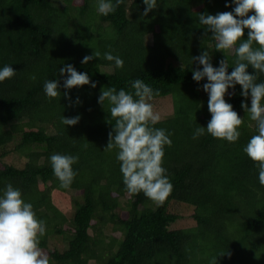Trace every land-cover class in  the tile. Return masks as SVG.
<instances>
[{
	"label": "trees",
	"instance_id": "trees-1",
	"mask_svg": "<svg viewBox=\"0 0 264 264\" xmlns=\"http://www.w3.org/2000/svg\"><path fill=\"white\" fill-rule=\"evenodd\" d=\"M97 4L0 0V69L10 65L16 71L0 82V195L11 184L46 222L39 247L50 264H214V258L216 264H264V186L256 164L243 152L258 134L241 108L242 101L250 107V96H241L236 85L224 97L243 119L238 141L207 133L193 139L211 114L203 90L207 78L192 79L193 70L202 66L191 58L207 51L213 67L227 59L229 74L236 60L234 49L216 50L199 14L231 12L235 4L157 0L146 16L143 0H123L107 16L97 11ZM247 33L245 29L242 40ZM93 52L99 58L82 64ZM106 52L119 56L123 68L105 60ZM67 64L87 73L90 84L65 89L67 73L61 76L59 70ZM247 71L254 74L251 66ZM137 78L158 90L154 100L169 97L173 104L171 115L151 125L171 133L162 166L173 191L163 205L142 192L129 195L118 150L106 149L115 119L106 101L98 103L101 89L133 92L131 82ZM48 80L59 81V97L46 96ZM256 82L264 83V74L257 73ZM77 115L76 125L61 123L62 116ZM57 153L79 158L68 188L60 186L51 167L50 157ZM69 192L74 193L71 215L55 203L57 195ZM172 204L192 210L193 226H176L183 218L170 211Z\"/></svg>",
	"mask_w": 264,
	"mask_h": 264
},
{
	"label": "clouds",
	"instance_id": "clouds-1",
	"mask_svg": "<svg viewBox=\"0 0 264 264\" xmlns=\"http://www.w3.org/2000/svg\"><path fill=\"white\" fill-rule=\"evenodd\" d=\"M122 3L123 0H115V3L112 0H98L97 11L107 16ZM143 3L146 5L145 16L157 7V0H143ZM232 3L235 7L231 12L199 14V23L206 32L212 33L216 50L234 49L236 60L229 74L227 59L219 61V67H213L207 51L191 58L202 66V70H193L192 79L199 82L207 78L203 90L208 93L207 107L211 114L207 127L200 126L194 130L193 139L207 133L230 143L238 141V129L243 119L224 97L228 89L239 85L240 95L245 98L250 96L251 100L250 107L242 101L241 108L255 122L258 133L250 138L243 152L256 164L259 183L264 186V83L256 82L257 73L264 74V0H232ZM245 29L248 30L247 39L242 40ZM99 56V52H93L85 56L81 63L87 64ZM104 59L114 62L115 68L124 66V61L110 52L104 53ZM249 66L254 69V74L247 71ZM15 73L10 65H5L0 69V82L12 78ZM65 73V89L90 84L88 74L76 71L71 64L60 68L59 74L63 76ZM91 87L95 88L96 83H91ZM131 88L133 92L124 89L117 91L115 87L101 89L98 103L103 105L106 101L110 106L111 117L115 119L112 126L115 135L109 133L106 149L118 150L116 159L120 162L123 184L129 195L142 192L157 205H163L173 191L167 170L162 166L164 148L172 144L171 133L151 126L160 120L149 102L154 95H159L158 90L154 91L139 78L131 82ZM43 89L49 98L61 95L58 80L45 81ZM64 95L67 98V92ZM76 103H80L78 98ZM79 120V115L73 118L62 116L61 123L74 126ZM78 159V156L73 155H51V167L62 188L70 187L77 175L72 166ZM45 234L46 222L37 218L33 205L24 201L21 191L8 184L0 195V264H50L48 255L39 247ZM225 254L230 255H221Z\"/></svg>",
	"mask_w": 264,
	"mask_h": 264
},
{
	"label": "rangeland",
	"instance_id": "rangeland-1",
	"mask_svg": "<svg viewBox=\"0 0 264 264\" xmlns=\"http://www.w3.org/2000/svg\"><path fill=\"white\" fill-rule=\"evenodd\" d=\"M147 40H150V37H148ZM149 102L153 105L154 113L158 114L160 116V118H162L163 116L171 115V111H173L172 100L169 97L162 98L159 100L152 99ZM17 143H18V141H16L13 145H16ZM71 195L74 196V193L69 192L68 196L57 195V196H59V200H55V203H57V205H60V202H61L62 206L66 207L64 211H65V214H67V215L72 214V208L70 206V196ZM170 211L175 213V214L181 215L183 218V220L177 221V222L180 221L176 225L177 227H187L188 228L190 226H193V221L191 219L192 210L190 208H186L182 205L179 206L178 204H172L170 206ZM55 244H57V243L54 242L52 244V246ZM58 246H60V244ZM257 259H256V261H258ZM90 264H94V263L90 262Z\"/></svg>",
	"mask_w": 264,
	"mask_h": 264
}]
</instances>
